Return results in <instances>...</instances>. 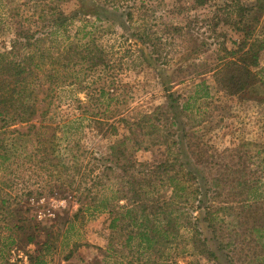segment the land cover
Returning <instances> with one entry per match:
<instances>
[{
    "label": "rangeland",
    "instance_id": "obj_1",
    "mask_svg": "<svg viewBox=\"0 0 264 264\" xmlns=\"http://www.w3.org/2000/svg\"><path fill=\"white\" fill-rule=\"evenodd\" d=\"M227 1L0 0V55L30 70L27 95L43 86L58 127L42 147L30 124L0 120V154H17L0 159V264H264V51L248 92L220 88L219 43L238 40ZM242 1L260 3L264 31V0ZM15 70L0 63L10 112ZM134 191L149 193L138 221L164 209L152 251L127 243Z\"/></svg>",
    "mask_w": 264,
    "mask_h": 264
},
{
    "label": "trees",
    "instance_id": "obj_2",
    "mask_svg": "<svg viewBox=\"0 0 264 264\" xmlns=\"http://www.w3.org/2000/svg\"><path fill=\"white\" fill-rule=\"evenodd\" d=\"M201 1L202 0H197L198 3H200ZM259 6L260 3L251 6L243 2L242 0H228L227 4L225 5L226 8L224 9V21L227 25L233 28L238 36V40L228 39V37H226L224 41L219 43L222 51L224 52V57H222L221 59V65H219V67L215 70V76L220 88L231 96H236L241 93L248 92V89L251 87V85L255 84L256 78L258 77V73L254 72V69L259 67L260 55L264 51V31H259V19L252 16L255 8ZM25 36H28V34H26ZM228 41H231L234 49H228L226 45ZM75 51L76 48L71 47L65 56L70 57ZM0 63H2L7 70H15L16 68L15 74L19 80L18 84L21 86V91H19L17 95L22 99L21 106H19V112L17 110H15L14 112H10L9 106H13L15 102L14 93L16 92V89L12 87L11 84H9L10 80L7 83V81L3 79V89L1 91L3 92L4 96L2 97V99H0V120H2L3 117L5 125L7 126L11 125L13 122L30 124L29 131H35V135L42 147L46 143L55 141L57 138L55 135H53L54 133L52 132H56V130H58V127L53 128L52 125L45 123L48 110L45 109L43 105L47 101L48 97H43V86L38 84L37 87L39 88L32 90V94L28 92L29 95H27L26 86L29 77L28 73L30 72V70L27 69V67H25V65L22 63L16 64L15 66V63L9 61L6 54L0 55ZM45 73L46 71H41L38 74L36 73L34 77H37L38 80H42L41 78L45 76ZM258 83L264 89V80H259ZM38 116L40 117L42 123L39 126L32 123L34 121V118ZM43 129L51 133L52 137L50 134V137L48 139H45L46 134H44ZM16 156L17 154L14 150H12V148L4 147L3 153L0 154V159L2 160V163L5 164L11 162L14 159H17ZM58 158L59 165H63V159L60 157ZM46 161H48V158L40 160L41 163L47 165ZM167 182L172 187L174 195L184 194L189 187L188 186L186 188L185 186L187 185L181 183L182 181L179 175L168 177ZM133 194V196L135 197H126V199L130 201L132 206L131 208L126 209L123 215V219L130 218L132 223L136 226L137 231L130 232L128 234L127 243H131L134 239H137L139 241L140 248H143L146 251H152L156 246L159 237L164 236L165 238H167L169 233V229L162 232L157 223V219H159L158 217L164 214V209L160 206H154L151 208L153 224L147 217H145L143 222L138 221V219H136L137 216L136 214L134 215V213L138 210V208L143 206V202H145V198L142 199L143 195H149V193L146 192L141 195L134 191ZM206 216L207 217L205 221L208 223H212V217L214 216V213L208 210ZM140 218L142 219V215L140 216ZM117 221H119V219L116 217L112 219V228L116 226ZM195 233L198 234L199 232L195 231ZM44 245L47 246V243H45Z\"/></svg>",
    "mask_w": 264,
    "mask_h": 264
}]
</instances>
